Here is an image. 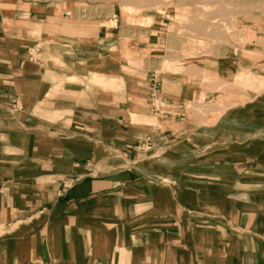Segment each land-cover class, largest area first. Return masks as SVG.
I'll use <instances>...</instances> for the list:
<instances>
[{
	"label": "crops",
	"instance_id": "1",
	"mask_svg": "<svg viewBox=\"0 0 264 264\" xmlns=\"http://www.w3.org/2000/svg\"><path fill=\"white\" fill-rule=\"evenodd\" d=\"M52 18L0 12V264H264V113L159 122L186 73Z\"/></svg>",
	"mask_w": 264,
	"mask_h": 264
},
{
	"label": "rangeland",
	"instance_id": "2",
	"mask_svg": "<svg viewBox=\"0 0 264 264\" xmlns=\"http://www.w3.org/2000/svg\"><path fill=\"white\" fill-rule=\"evenodd\" d=\"M1 10L52 15L63 32L96 33L118 25L114 32L122 28L145 39L146 55L162 61L159 73L176 78L186 73L195 87L181 105H161L159 98V122L182 108L188 122L181 125L189 129L210 125L215 115L234 107L264 113V0H0ZM123 43V53H136L135 41ZM38 44L42 50L51 46L42 39Z\"/></svg>",
	"mask_w": 264,
	"mask_h": 264
},
{
	"label": "built area",
	"instance_id": "3",
	"mask_svg": "<svg viewBox=\"0 0 264 264\" xmlns=\"http://www.w3.org/2000/svg\"><path fill=\"white\" fill-rule=\"evenodd\" d=\"M158 100H159V97L156 96L155 94H153L151 105H152V108H153L154 112H156V111L158 112V110L160 109V107H159L160 104L163 105V104L166 103V102L164 101V102H161V103L158 105Z\"/></svg>",
	"mask_w": 264,
	"mask_h": 264
}]
</instances>
